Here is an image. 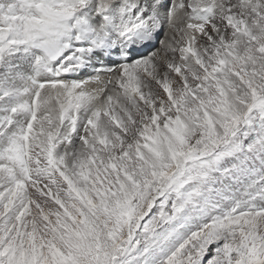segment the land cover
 Instances as JSON below:
<instances>
[{
    "label": "snow or ice",
    "instance_id": "obj_1",
    "mask_svg": "<svg viewBox=\"0 0 264 264\" xmlns=\"http://www.w3.org/2000/svg\"><path fill=\"white\" fill-rule=\"evenodd\" d=\"M0 264H264V0H0Z\"/></svg>",
    "mask_w": 264,
    "mask_h": 264
}]
</instances>
